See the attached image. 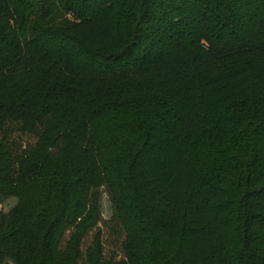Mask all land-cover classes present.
I'll list each match as a JSON object with an SVG mask.
<instances>
[{"label": "trees", "instance_id": "trees-1", "mask_svg": "<svg viewBox=\"0 0 264 264\" xmlns=\"http://www.w3.org/2000/svg\"><path fill=\"white\" fill-rule=\"evenodd\" d=\"M9 198L0 264H264V0H0Z\"/></svg>", "mask_w": 264, "mask_h": 264}, {"label": "rangeland", "instance_id": "rangeland-1", "mask_svg": "<svg viewBox=\"0 0 264 264\" xmlns=\"http://www.w3.org/2000/svg\"><path fill=\"white\" fill-rule=\"evenodd\" d=\"M16 203V200L13 198L6 199L0 204V212H2L3 214L9 213L16 206ZM100 206L102 219L108 221L112 215V207L108 195L103 190H101L100 193ZM106 235L108 236V234ZM5 264L12 263L6 262Z\"/></svg>", "mask_w": 264, "mask_h": 264}]
</instances>
